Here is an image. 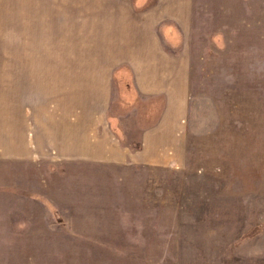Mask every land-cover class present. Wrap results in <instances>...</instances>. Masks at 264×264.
Wrapping results in <instances>:
<instances>
[{"label":"rangeland","instance_id":"obj_1","mask_svg":"<svg viewBox=\"0 0 264 264\" xmlns=\"http://www.w3.org/2000/svg\"><path fill=\"white\" fill-rule=\"evenodd\" d=\"M112 1L0 0V264H264V0ZM152 6L165 53L98 52L100 17ZM58 61L60 94L20 75L50 77ZM130 64H177L181 78L186 66L183 112L161 136L172 148L147 149L141 133L167 112L166 94L117 106L134 88ZM116 108L128 117L113 139L135 160L61 151L68 121Z\"/></svg>","mask_w":264,"mask_h":264},{"label":"crops","instance_id":"obj_2","mask_svg":"<svg viewBox=\"0 0 264 264\" xmlns=\"http://www.w3.org/2000/svg\"><path fill=\"white\" fill-rule=\"evenodd\" d=\"M117 2H119V0H113L108 3V5L118 6ZM124 2L122 5H126ZM146 10L147 11H144L143 14H137L134 17L135 19L129 14V9H126L127 15H123L124 20L116 15L108 18L100 17V25L98 26V44L100 50L98 52L110 54L165 53L164 47L159 46V44H157L158 42L155 41L156 38L161 37V35L157 33L160 22L162 21L159 9L152 6L150 9ZM132 38H135L134 43L131 40ZM68 52L73 51L69 50ZM64 63L68 62L58 61L53 64H47L52 65V68H48L49 71L46 73L50 77L39 73L41 69H45L44 67L37 68L36 66L31 68L22 66L20 75L22 78L28 76L30 80L32 76V84L30 83L31 87H35V89H37L36 91H41V95H43L44 92L53 94L54 92L57 93V91H59L60 94V92L62 93L65 91L67 87L69 80L67 76L68 73L59 71V74L57 73L55 77L53 72L55 73V71L59 69L57 65L60 66ZM182 68L183 74L181 78L178 73L179 65L177 64H175V67H164L163 70L161 67L150 69L148 66L139 67V65L130 64V71L134 81V88L132 89L136 91L138 97L136 96L135 99L133 98L134 101L131 100L135 95L134 91L131 89L127 90L126 88L125 91H122V94L120 93L121 96H118L117 106L120 107L124 104L128 106V103L133 104V102L137 101L139 103L144 100H146L148 104V102H152V98L156 94H166L167 99L165 100L169 103L166 107L167 112L163 115L162 119L154 125V127H146L141 131L142 135H144L142 141L145 143V148L147 149L158 150L161 148H172V146L169 145L170 142H165V140H162L161 136L163 134L172 135L175 133L178 126L177 120L180 115L179 113L183 112L181 98L185 96L184 86H186L185 82L187 77L185 72L186 66ZM168 69L173 71L171 75L167 74ZM65 79L67 81H65ZM179 79H183V85L177 83ZM62 80L63 82H61ZM105 80L106 73H103L100 78L102 83L98 81V85L95 86V94L98 96H104L106 94L107 80ZM166 81H169L170 84H166ZM176 84H178V89L175 87ZM0 85H3V77H0ZM180 86H183V88L181 89ZM15 90L16 89H14V91ZM88 91L92 92V89L89 87ZM3 97L4 94H0L1 100ZM147 104V109H149V107L153 108V105ZM120 111L121 112H119L118 108L113 111L111 109H98L92 111L87 110L78 114V119H72V122L68 121V128L66 132L62 133L64 141L60 147L61 151L65 152L70 160H82L94 164L126 165L132 162L134 155L131 152V147L126 146L122 140L113 139V133L111 132L114 121L122 129L125 125L123 120L128 117V115H124L125 109L121 110L120 108ZM123 132L125 133L124 129Z\"/></svg>","mask_w":264,"mask_h":264},{"label":"bare ground","instance_id":"obj_3","mask_svg":"<svg viewBox=\"0 0 264 264\" xmlns=\"http://www.w3.org/2000/svg\"><path fill=\"white\" fill-rule=\"evenodd\" d=\"M44 53H45V52H44ZM27 66H28V65H27ZM29 68H31V67H29ZM38 70H39V69H38ZM30 71H31V69H30ZM33 71H34V70H33ZM48 71H49V70H48ZM37 73H38V72H37ZM37 73H36V75H37ZM39 73H40V72H39ZM53 73H54V72H53ZM33 74H34V73H33ZM33 74H32V75H33ZM34 75H35V74H34ZM55 75H56V74H55ZM41 76H42V75H41ZM67 76H68V74H67ZM55 77H56V76H55ZM57 77H58V76H57ZM59 77H60V76H59ZM31 78H32V76H31ZM35 78H36V77H35ZM43 79H44V77H43ZM55 79H56V78H55ZM46 80H47V79H46ZM56 80H57V79H56ZM60 80H61V79H60ZM31 81H32V80H31ZM35 81H36V80H35ZM37 81H38V79H37ZM37 81H36V82H37ZM65 81H67V80L65 79ZM36 82H35V83H36ZM54 82H55V80H54ZM54 82H53V83H54ZM61 82H63V80H62ZM46 83H47V82H46ZM47 84H48V83H47ZM56 85H57V84H56ZM48 87H49V85H48ZM34 88H35V87H34ZM49 91H50V90H49ZM46 92H47V91H46ZM48 93H49V92H48Z\"/></svg>","mask_w":264,"mask_h":264}]
</instances>
